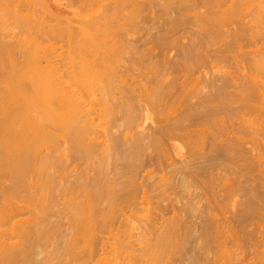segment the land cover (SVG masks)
<instances>
[{
	"label": "bare ground",
	"instance_id": "obj_1",
	"mask_svg": "<svg viewBox=\"0 0 264 264\" xmlns=\"http://www.w3.org/2000/svg\"><path fill=\"white\" fill-rule=\"evenodd\" d=\"M69 1L70 2L73 1L72 3L76 2V4H72V3L71 4L77 5L76 7L79 9V11L82 12L81 13L82 15L80 17L81 18V21H80L81 24L78 28L79 30L78 29L74 30L75 32H76V30H78V33H76V35H74L75 34L74 33V34H72L74 36H72V35L70 36V34L68 33L69 38L68 37L66 38L67 40L69 39L68 41H70V49L68 50L70 54L69 55L66 54L67 56H69V61H68L69 65L67 64L68 69H66V70L64 69L65 71L63 70L64 71L63 73H61V70H60V73H58V72H56V69L59 70V66H58V68L53 70L51 68H45V64H44V67H40L39 62H38V59H39L38 58V47L40 44L38 43L39 41L37 38L38 19H37V16H36L37 14L35 11V8H36L38 3L36 2L37 3L36 4L35 0H0V264H83V262L85 263V259L84 260L79 259L82 250H84L83 251V254H84L85 249L88 248V247L84 248V246L89 243L86 241L87 239H85V237L87 236L89 231L92 232L90 234H92L91 238L94 242L96 240V236H95V239L92 236H94V234H96V233L93 234V232L97 228H99V225L101 227V225L106 223V222H104L105 220L108 222L107 218L105 217L106 216L105 215V209H102V206L104 204H107V206H109V204L110 205L111 204L115 205V203L117 204L119 200H122V199H119L117 201L118 196H124L123 194H121L122 192L125 194V193H128L126 191H131L135 188V186H136L135 181L137 182V180L134 181V179H136V176H135L137 173L136 170H139V169H141L140 167H143L142 163L144 162V158H150L153 156H154V158H159V160L161 158H165V159L170 158L171 156L169 154L168 148H171V150L173 151L174 142H175V146L177 144L176 142H180V144L182 146H179L177 144L178 147H180L181 150L185 149V151L181 154V156L177 157L179 161H176L175 163H171V161H172L171 160L169 162L170 164H168L169 166L171 165L170 169L172 168L171 174L173 173V171H174V174L176 171H177L176 173L179 174L177 181L175 180V182L177 183L176 188H180L181 190L186 191V190H189V188H191L192 186L196 187V185L200 184L199 186L210 188V190H212V192H213V190H214L213 188L216 187V184L214 183L215 187H214L213 183H212L213 185L210 184L209 182H211L212 180L208 179L209 182H206L207 180L205 179L206 180L205 181L203 179L205 177V175H204V177H202V179L205 182H202L203 180L200 181V179H198L199 172H202L200 170L204 169V168H201L200 166H198V164L196 166V158H193L194 156H196V153L198 154V152L196 150V146H198V145L196 143L199 141L201 148H204L205 145L208 146V143L210 142L211 146L209 145L208 146L209 149H207L208 147L206 149L210 151V149H212V147H213V150H215L221 142V139L218 137V135L220 134V132H222V135H223V132L227 129V127H224V124L222 125V123H224L226 121L220 119V117H221L220 113H223V111L226 110V112L228 111L227 113L229 115L230 107H233V108L235 107V109L237 110L238 106L241 107V110H239L241 112L243 111V109L246 111H249V108L252 109L253 106H255L256 103H258L257 99L260 96H261V99L263 98L262 97L263 92L261 94L260 90H262V89L259 86L261 84H264V55L258 56V57H256L254 55L255 57L252 58V56H251V58H250V55L248 57V55L246 54L247 57L246 56L242 57L243 61L239 58L242 62L246 61L247 63H250V65H248L249 68L251 66L249 73H247V71L245 73V71L242 72L244 68H242L241 65H239V67L241 66L242 71L239 68H237L238 64L241 63L239 61V59L237 57H234L235 56L234 54L232 57L231 56L232 54L230 55V53H231V50L234 53L233 49L237 43H239V46L242 45L240 42V39L242 37H244L245 35H248L250 33L249 35L253 34L255 36V34H257L260 36L261 35L264 36V0H76L75 2H74V0H68L66 2L70 3ZM174 2H177L179 4V6L182 7L181 8L182 11L179 8V10L181 12L178 13L177 15H175L176 17L173 16L174 14L171 15L172 12L169 10L170 5H172V3L174 5L177 4ZM55 3H56V1H55ZM57 4H59V3H57ZM178 4L176 5L177 7H178ZM53 5H55V4H53ZM68 5L66 7H68ZM72 7H74V6H72ZM146 8L147 9L150 8V10H152L153 8L157 9L155 14H151L152 12H154L153 10H152V12H150V18L149 19H151V20L156 19L157 20V21L152 20L153 21L152 24L154 22H156V23L159 22L161 24L160 27L162 25L166 26L164 24L170 25L168 28L166 27L167 29H165V27H164V29H165V30L163 29L164 32L165 31L167 32V30H169V29L171 30V28H172L171 31L176 30V28L183 26L184 23H187V25L190 24L192 26V28L194 27L195 29H197L198 32H201V31L205 32L203 36L205 37V35H206V38L202 39V38L194 37V38H192V40L189 39L192 42H191V45L189 44L190 45V46H188L189 48H186V50L183 53H181V55H182V60H181L182 62L180 61L181 64L176 65V61L173 62L176 65V67H174V64H173L172 68H171V66H169L170 68L165 67V66H168L169 63H171V62L168 61L169 60V59H167L168 56L166 54H164L167 56L166 59H164L165 58L164 55H163V58H162V56L160 58H162V60L163 59L166 60V62L168 61L169 63L167 62L166 63L167 65L164 64V65L160 66V64H163L164 60L162 62V60L160 61V59H159V60H157L158 62H154L153 64L151 61V64H149V68L151 67V65L153 68L151 67V69L148 72H147V70L149 68H146L147 69L146 72L144 71L145 69L142 70V72L144 71L145 73H148V74H145V73L143 74L140 71L144 75V76L142 75V77L145 78L144 80H146L145 75H147V78H152L151 79L152 81H150L149 79L146 80L148 82H151V87L154 84H155L154 86H156V87L153 86V88L150 87L149 90H147L148 87L146 90H145V88H143V90H141L136 85L138 87V89L141 90V91L139 90V93H141L142 91L143 92L145 91V93H146V94L142 93L143 95L140 94L141 95L140 98H144V94L146 96L145 101H144V99L143 100L141 99V101H143L144 103L139 102L140 105H143L141 107L139 105L134 106L133 104H131V102H129L128 95L129 94L131 95L130 92L133 91L132 89H135L136 91L138 89L136 86H135L136 88L133 87L132 89H129V86L125 85L126 82L124 83L123 80H125V77L128 75V72H127V75L125 76V74L120 73L121 72L120 68H121V65L122 66H124V65L125 66H127V65L131 66V69L132 68L134 69V71H133V69L132 70L130 69L132 71V73L138 72L139 69L140 70L142 69L140 63H141V61H145V59L144 60L142 59V57L145 58V56H142V53H140V51L137 50L138 48L134 47L135 44L133 46L128 41H132L130 39L132 37L129 35H131V34L136 35L134 31L137 30V28L135 29L134 27L139 26L141 21L145 22V20H143L145 18V16L143 17L144 14L142 15V17H140L139 12L140 13L144 12V10ZM62 9H65V7ZM65 10H67V9H65ZM150 10L148 9V12ZM168 10L170 11V13L168 12ZM73 11L71 12V14L73 13ZM125 11H127V12H125ZM67 12L69 14L68 10H67ZM130 12H134L135 16L130 18V16H129ZM177 12H179V11H177ZM117 13H118V15L119 14H121V15L123 14V15L118 16ZM44 15H46V13ZM74 15L75 14H73L72 16L74 17ZM170 15L173 17H171ZM127 16H129V17H127ZM241 16H243V17L248 16L249 19L247 18L248 20H246V23L248 21V23L250 25V26L248 25L249 27L247 25L244 26L245 24L244 25L239 24V22H240L239 18H241ZM121 17L126 18V19H122ZM116 18H117V21H116ZM118 18L120 20H118ZM127 18H129V19H127ZM136 18L137 19L140 18V21H138V20L135 21ZM49 19H51V18H49ZM121 19L123 21H121ZM158 19H160L162 21H158ZM79 20H78V22H79ZM70 21H72V20H70ZM73 21H75V20H73ZM161 22H163V23H161ZM129 23L131 26L128 25ZM233 23H235L236 26L238 24V26H237L238 28L237 29L234 28L232 31V30H229L228 26L230 24L233 25ZM112 24H114V25H112ZM125 24H126V26H124ZM50 26H52V25H50ZM123 27H127L128 30L126 28L124 29ZM129 27L131 29L130 31H129ZM40 28H41V26H40ZM52 28L53 27H49V29L47 28L49 30V31H47L43 27L42 29L45 30L44 35L51 37V38H56V37H60L64 34L62 31V29H63L62 27H61L62 29H57V30H56V28L55 29L54 28L52 29ZM132 28H134V30ZM162 28H161V30H162ZM195 29H193V30H195ZM125 30H127V32ZM140 30H142V29H140ZM157 31H159V30H157ZM41 32H43V31H41ZM129 32H130V34H129ZM164 32H163V35L161 33V35L158 34L159 36H157V37L153 36L154 40H155V44H156V45H153L154 51L155 50L158 51L157 45H159V47H161L160 45L163 42H165L166 39L168 38V37H166L167 35H165L166 32L165 33ZM150 33L151 32L149 31L148 34H150ZM154 33H157V32H154ZM168 33H169V31H168ZM201 34H203V33H201ZM38 36H39V34H38ZM64 36L66 37V34H64ZM164 36L166 37V39ZM168 36L172 37V36H174V34L173 35L169 34ZM175 36H177V35L175 34ZM260 36L256 37V39L260 38ZM128 37H129V39H128ZM170 38H168V39L170 40ZM176 38H177V40L175 39L176 41H178V38L181 41H185V40H182L183 38L180 39L181 37H176ZM250 38L252 39V37H250ZM261 38H260V40H261ZM48 39H50V38H48ZM62 39H61V42H62ZM66 39L64 38V41ZM171 40H173V42H174V38ZM45 41L48 42V40H45ZM181 41H180V43H181ZM42 42H44V41H42ZM50 42L53 43L52 39H51V41L49 40V43ZM67 42H66V45H68ZM49 43H47V44H49ZM153 43L154 42H152V44ZM167 43H168V41H167ZM174 43L175 44L171 43V46H169L170 44L166 45V46H165L166 43L164 44V47H166V48H167V46L170 47L171 51L170 50L169 51H170L171 55H172V51H173L172 48H174L175 49L174 51L176 52L177 51L176 48L179 46L178 44H176V42H174ZM150 44H151V42H150ZM181 44H183V43H181ZM184 44H186V43H184ZM58 45H59V42H58ZM58 45H56V46L58 47ZM66 45H65V47H66ZM211 45H218L219 46L218 48H220V46H221V48L217 49L216 51L219 52L220 56H225V54H226L227 55V56H225L226 59L227 58L229 59L231 56L232 57L231 61L232 62L234 61V63H236L237 66L234 63H232V64L235 65L236 68L240 70V72H242V74H240V76L244 74L243 75L244 78L241 79V77H242L241 76L240 80H239V77H238L239 74L238 75L236 74L235 75V81H238V82L234 83V79L232 80L233 77H230L229 75L227 76V73H229V72L223 71V73H226L227 77L224 76V77H226V79H224V77H223V75H225V74H221V76H222V77L220 76L221 79L217 78V81L214 80V83L212 81H211L212 83L211 82L208 83L206 81V84L205 83L204 84H205V86L206 85L208 87L210 86L209 91H207L208 87L206 86L205 88H207V89L205 92H207V93H203V96L201 95L202 96L201 98H200V96L197 95V97L199 98V101H200V102L198 101L199 103L197 104V106H196L195 101H193L194 104H192L193 103V102H191L192 99L190 101V100H188V98L186 96L188 94L189 95L188 97L191 98V95L196 94L195 93L196 92V83L194 84L195 85L194 86V89H195L194 93L191 90H188V91H191L193 94H189L188 92L183 93L184 90L186 89V87L185 86L182 87L183 91L181 88V91H182L181 93L185 94V98H184V96H182V94H180L181 96L179 95L180 97L178 96V98L179 99L181 98L183 105L185 104V103H183V101L185 102V100L188 103L191 102L190 104H188L189 107H188V105H186L187 102L185 104L186 106L185 105L183 106V105L179 104V101H180L179 99L176 98L177 99L176 100L175 98L172 97L173 99H175L178 102V103L175 101L173 102V103H175L174 106L175 105L179 106L178 110H180V106L182 107V109H185V107H186V109L185 110L181 109V111H184L183 113L181 112V114H180V111L175 109L179 113L178 116L175 117V118H177L176 121L174 120L175 122L170 121V122H172L171 124L163 123L164 125H161V122H162L161 119L163 117L162 116L160 119V122L158 121L160 123V125H156V124H158L157 123L158 119L156 120V118L160 117V114H158V117H157V113H160V110H161V115H162V108L161 107L164 104H165L164 108L167 107V105H168L166 97H163V99H161L162 98L161 95L166 96L169 94V93H167L165 95L166 92L164 93V90L162 92L163 86H165L167 83L170 82V81H168L165 83V81L169 80L170 76L172 75L170 80H171V82H174V84H175L176 81L173 80L172 78L175 76L177 77L179 72L182 71V70H180L177 73V71L179 69H183L184 73H182V74H184L185 77H188L187 74L190 75L189 72H191V71L195 72L196 71V70H194V69H196V66L199 67L203 64L208 63V61H210L209 60L210 58H208V57H210V56H207L209 54V53H207V49H209L210 48L209 46H211ZM50 46L51 45L49 44V47ZM150 46L151 45H149V47ZM155 46H156V48H155ZM253 46H251V47H253ZM43 47L46 48V43L45 44L43 43ZM43 47H42V49H43ZM39 48H41V47H39ZM66 48H65V51H67ZM146 48H147V51H148V49L150 50V48H148V47H146ZM151 48H152V46H151ZM161 48L163 49V45ZM241 48H243V47H241ZM51 49H52V47H51ZM142 49H144V48H142ZM152 49L150 51H152ZM183 50H184V48H183ZM183 50L181 49V51H183ZM43 51H45V50L43 49ZM58 51H59V49H58ZM246 51H242V52L246 53ZM248 51H249V49H248ZM261 51H262V48H261ZM47 52H48V50H47ZM145 52L143 50L144 54H145ZM60 53H57V54H60ZM157 53H159V51L156 52L155 54H157ZM178 53H179V51H178ZM43 54H45V53L43 52ZM63 54H64V52H63ZM146 54H147V52H146ZM148 54H149V52H148ZM150 54L152 55V52ZM160 55H162V54H160ZM160 55H158V57ZM181 55H179V57ZM242 55L243 54H241V56ZM241 56H239V57H241ZM153 57H154V55H153ZM214 57L217 60L219 59L218 54L215 55ZM214 57H213V59H214ZM45 58H47V57H45ZM42 59L43 58L40 59V63H41ZM66 59L68 60V58H66ZM179 59H181V58H179ZM53 61H56V60H53ZM62 61H64V60H62ZM159 61H160V64H159ZM211 61H212V58H211ZM225 62H226V60H225ZM225 62H221V64L223 65V63H225ZM45 63H46V61H45ZM49 63H47V65ZM155 63H158L159 65L155 64ZM213 63H215V62H213ZM217 64H218V62H217ZM50 65H51V63H50ZM63 65H65V63ZM143 65H144V63H143ZM180 65H182V67H180ZM41 66H42V64H41ZM218 66H219V64H218ZM244 66H245V64H244ZM62 67H64V66H62ZM145 67H147V66H145ZM53 68H55V67H53ZM177 68H178V70H177ZM236 68H235V70H236ZM246 68H247V66H246ZM127 70H128V67H127ZM127 70H124V71H127ZM124 71H122V72H124ZM139 73H137V75ZM174 73H176V75ZM257 73L260 74L261 78ZM180 74H181V72H180ZM129 75H130V72H129ZM129 75L127 77H129ZM216 75H218V74H216ZM132 76H133V74L131 75V77ZM135 76H136V74H135ZM181 76H183V75H181ZM193 76L195 77L194 73H193ZM131 77H130V79L132 80ZM185 77L183 78V80L185 79ZM215 77H217V76H215ZM229 77H230V80H232V82L236 85L233 87V88H235V90H233V91H230L229 88L227 89V86H229V83H230V81L228 80ZM138 78H137V80H138ZM212 78H214V76ZM212 78H211V80H212ZM135 79L136 78L134 77V80ZM178 79H177V81H178ZM186 79H185V81H186ZM209 79H208V81H210ZM144 80H141V81L138 80V83L139 82L141 83ZM159 80H162V81H159ZM228 81H229V83H228ZM148 82H146V83H148ZM162 82H163V84H162ZM152 83H153V85H152ZM123 84L128 87L126 91H125L126 87L124 89ZM156 84H160V85H156ZM171 84L173 85V83H171ZM258 84H260V85H258ZM138 85L140 86V84H138ZM144 85H145V81H144V84L140 87H144ZM161 85H163V86H161ZM231 85H233V84H231ZM145 86H147V85H145ZM160 86H161V88H160ZM121 87L123 89H121ZM166 87H168V86H166ZM192 88H193V86H192ZM167 89L168 88H166V91H167ZM227 90H229L230 92ZM198 92L200 95V93H201L200 90ZM178 94L179 93H177V95ZM161 100H164V101L166 100V102L163 103V105H162ZM193 100H194V98H193ZM260 102L258 104L259 107L262 106V104H261L262 102L261 103ZM170 105L172 106V104H170ZM235 105H237V106H235ZM263 107H261V111H263ZM176 108H178V107H176ZM168 109H169V106H168ZM227 109H229V110H227ZM175 110L173 108V111H175ZM231 110H233V109H231ZM255 110H257V109H255ZM168 111L166 109L167 113H168ZM170 111H169V114L174 115L175 112L172 111L173 114H171L172 112H170ZM209 111H212L211 112L212 114H213V112H215V114H213V116H212L211 114H209L210 113ZM233 111H235V110H233ZM200 112L201 113L203 112V115L207 116V119L204 118L205 116L203 118L205 121L207 120V122L209 119L208 124H205L207 122H205L204 120H203L204 121L203 123H201V124L199 123L200 121L197 120V116L199 114L202 115ZM136 113L142 114L141 116L143 117L142 118L143 120H141V121H144V119L146 118L145 121L143 122L144 124H142V125H145V122H147V120H149L152 123L154 119L156 120V122L154 121L156 124H154L153 126L151 124L152 127L150 126L151 129L149 128V130H151V132H150V135H148V136L145 135L144 133L143 134L145 136L142 135L141 132H140L141 134L139 132H138L139 134L134 133V135H136V136L131 135V138L134 137L133 140H131V142H128L130 140L129 138L127 139V137L130 136V135L128 136V131L130 130L128 128L127 133L126 134L124 133L125 135H127V137L125 136L126 139L122 140L123 142H121L122 138L119 139L118 134L116 132H118V129H120L121 126H123V125L126 128L129 127V125L127 123L131 124L132 123L131 121L134 122L135 119L134 120H132V119L134 118L133 117L134 115L136 116ZM167 113H166V115H164L166 117H164L163 119L167 118V116L168 117L170 116ZM242 113H244V111ZM208 115L209 116L211 115L210 116L211 118H208ZM218 115L220 116L219 120H221V122L223 121L222 123H220V121H219L220 125L217 121L218 117H216ZM224 115H226V114H224ZM228 115H226V116H228ZM235 115L237 116V120H238L239 115H237V114H235ZM259 116H261L260 113H259L258 117ZM153 117H155V118H153ZM263 117H264V114H263ZM172 118H167V119L169 121V119H172ZM200 118H202V117L199 116V119ZM242 118H244L242 120V121H244L245 115ZM136 119H137V117H136ZM231 119H234V118H231ZM262 119H264V118H262ZM196 121H198V123L200 124L198 126V129H196L197 126L194 125V126H196L195 127L196 130L191 129V128H193V126H191V128L187 125L184 126V123H186V122L187 123L188 122L189 123L190 122L195 123ZM249 121L254 122L253 119L249 120ZM249 121H246V123H248ZM215 122H217L218 125ZM260 122H262V121H260ZM250 123L251 122H249L248 124H250ZM209 124L211 127L209 126ZM243 124H244V122H243ZM243 124H241L242 125L241 127H243ZM248 124H245L247 127H249L248 129H246L247 128L246 126L243 127V129H246V133H245V130L238 128L239 130L237 132H235L238 134H236L234 136V138L231 140L229 139L232 137L230 135V137H228V139H227L230 141L225 142L224 144H221L223 146L220 145L221 147H223V149L221 147H219V148H221V150L219 149L220 151H223L225 153L227 152V154L229 155L227 157L232 158V160L230 161L231 163H230L229 167H227V165H226V168L233 171V175L235 174L234 176H236V173L243 175L247 171L251 172L250 166L254 165L256 163L255 162L253 164V161H254L253 158L262 157V156H260L261 155L260 152H258V150H259L258 148L259 147L264 148V136L259 137V138H262L261 141H259L260 139L258 140L259 144H258V142H257V144H256V142H253L255 139L251 138L252 142L251 141L250 142L252 143V147H251L252 150L250 152L248 151V149H250V148H247L245 146V144L246 145L248 144V146H249V144L251 145V143H247L248 141L245 140V139H247V137L249 138V134L253 130V129L249 130L251 125H253V124H250V125H248ZM213 126H214V128H212ZM239 127H240V125H239ZM209 128L210 129L212 128L215 131L217 129L219 134L217 133V131H216V133H215V131L213 132L216 135L211 134L209 132L210 131ZM254 128H256V127H254ZM207 129H208V131H207ZM263 129L264 128L262 127V130ZM121 130H122V128H121ZM126 130L127 129H125V132H126ZM201 130L202 131L206 130L208 133L205 134V132H202ZM203 133H204L205 137H204V135H202L203 137H201V134H203ZM227 133L229 134L230 132H227ZM146 134H148V132ZM228 134H227V136H229ZM120 135H121V131H120ZM208 135H210L209 137L211 139L208 142L206 140L205 142H207V144L206 143L204 144V140L209 138ZM206 136L208 138H206ZM220 137H221V135H220ZM219 140H220V142H219ZM224 140H225V138H224ZM221 143H223V142H221ZM165 144H168L169 147H167L168 145L166 146ZM253 144H254V146L256 144L255 148H253ZM203 145H204V147H202ZM174 149L177 150V148H174ZM206 149H204V150H206ZM256 149H258V150H256ZM215 151L217 153L216 155H218V156H216L213 153L215 155V158H218L219 156H224V155L226 158L227 154L223 155V152H222V155H220V153H221L220 151H219L220 153L217 152V150H215ZM253 151L256 152V154H254ZM259 151H262V150H259ZM152 153H154L153 156H151ZM175 153H177V152H175ZM205 153H206V151H205ZM200 156H202V155H200ZM205 156H206V154H205ZM203 157H204V154H203ZM212 157H211V159H212ZM70 158L72 160H70ZM190 158L192 159V161L193 160L195 161L194 162L195 164H193V165L188 164ZM220 158L222 159V157H219L218 159H216V161L213 162V164H215V165L218 163L220 164L221 160H220V162H217V161H219ZM68 159H69V162L71 161V163L67 162ZM213 160H214V157H213ZM72 163H74L75 166L73 168H70V165ZM68 164H70V165H68ZM176 166H178V167H176ZM213 166H210V164H209V167H213ZM257 168H258V166H257ZM263 169H264V167H263ZM207 170H208L207 172H210L209 171L210 169L207 168ZM213 170H215V169H213ZM222 170H223V168H222ZM230 170H228V171H230ZM254 170H256V168ZM205 172H206V170H205ZM205 172H203V173H205ZM215 172H216V170H215ZM203 173L202 174L200 173L199 176L201 177V175H203ZM257 173H258V171H257ZM148 174L149 173H147V175ZM152 174L150 173V175H152ZM228 174H230V173L228 172ZM247 174H249V173H247ZM206 175L211 176L209 173ZM231 175H230V177H231ZM213 176H214V174H213ZM213 176H211V178ZM245 176H246V174H245ZM249 176H251V175L249 174ZM255 176H256V174L254 175V177ZM258 176L256 178H258ZM261 176H262V174H261ZM161 177H162V180L164 182L163 184H166L169 186L173 185L172 182L170 180H168L169 178H166V176H164V175L163 176L161 175ZM220 181H218V185H220L219 186L220 189L222 191H224L223 194L225 193V198L223 197L224 200L223 199L219 200L217 198L216 194L211 193L212 196L214 197L213 201L215 204V206L213 208H215L216 210H219V211H221V209L226 207L228 205V203L230 204L231 201L233 200V198L238 196L239 193L241 194V191L242 192L245 191L241 187H239V185H237V184L235 185V182L232 183L231 180H227V179L224 180L223 179L221 182ZM254 181H255V179H254ZM219 182H220V184H219ZM156 183L154 185H156ZM207 183H209V184H207ZM257 183H258V181H257ZM159 184H160V181H158L157 185L159 186ZM238 184H240V183H238ZM242 185H240V186H242ZM260 186H262V188H264V180ZM141 188L143 189L142 186H141ZM250 190H251V188H250ZM245 192L246 193L248 192L247 189ZM24 193H25V195H22ZM145 193H147V192H143V190H142L141 194L142 195L144 194V196H141V197H144V200L146 199ZM54 194H57V195L59 194L58 196L61 195L62 199L61 200L59 198L55 199V197H53ZM167 194H169V193H167ZM248 194H250V193H248ZM253 194H254V192H253ZM147 195H148V193H147ZM258 195L260 196V193ZM37 196H39V198ZM49 196H51V198ZM61 196H60V198H61ZM254 196H255V194H254ZM254 196H253V198L250 196L251 198H249L250 200L247 203V205L243 206V208L241 207L242 211H243V213H245L246 216L250 215L252 217L255 215L253 218H255L256 216L259 217L258 215L264 217V210H262V208L261 209L259 208L261 206H258V205H262L261 202H263L262 200H264V199L263 198H262V200L260 199L261 200V202H260L259 198H255ZM40 197H41V199H40ZM146 197H148V196H146ZM119 198H121V197H119ZM132 198H134V197H132ZM41 200L42 201L44 200V202L46 201L45 203H47L48 205L46 204L47 205L46 206L45 203L42 202ZM123 200H125V199H123ZM133 201L134 200H132L131 202H129V201L128 202L132 203ZM213 201H211V202H213ZM135 202H136V200H135ZM142 202L144 204L145 201H142ZM142 202H139V203L142 204ZM242 202H241V204L243 205V203L245 201L243 203ZM134 203H132V204H134ZM41 204L43 206H41ZM137 204H138V202H137ZM137 204H135V205L137 206ZM190 205H191V203H190ZM57 206L60 207V209L57 208V209H59V211L55 210ZM228 206H227V208H229ZM4 207L10 208L8 216L3 215V208ZM141 207H143V206H141ZM209 207H211L212 213L210 212L211 214H207V216H206L207 218L212 216L213 212L215 211V210H213L212 206H209ZM209 207H207V208H209ZM106 208H108V207H106ZM185 208H186L187 214L184 213V215H188L189 218L184 216L185 219L183 218L184 219L183 220L181 218V216H178L179 218L177 216H175L176 219L172 216V218H170V219L169 218L165 219V217L162 215L163 217L161 218V224H160L161 227L160 228H158L159 224L157 225L155 223V221H154L155 219L151 220V218H150V220L149 219L147 220V215H146V217L144 215H142V217L139 216L138 214L136 215L137 211L135 212L134 211L135 208H134V210L131 212V217L133 218V216H134V219L136 220L135 222L137 223L136 217L141 218L139 220H143V219L145 220V221H142L145 223L144 225H142L143 223L142 224L139 223L140 225L139 224L134 225V223H133L134 220L132 221V223L130 221L131 224L127 223L128 225L126 227L127 228L126 232H128V233L123 232V234L126 233L124 236H126V235L128 236L126 238V240H130L129 238L133 237L132 236L133 233L134 234H135V232H136V234L138 233L137 234L138 238L137 239L134 238V240H136L137 244H139V248H138L139 251L136 249V255L130 254V258H132L134 260V264L135 263L138 264V262L139 263L142 262L141 264H156V263H158L157 262L158 259L160 260L161 257H163V256L168 257L170 254L172 255V253H171V250H173L172 246L174 248L178 245L180 246V244L183 245V243L185 241L183 240V238H180V234L183 231H184L183 233L186 234V231L187 232L189 231V230H187V229H189V227H191V230L193 232L195 231V228L192 227L193 223L190 220H191V217L195 216V211H196L195 208L196 207H194L192 205L191 206L187 205V207H185ZM130 209H131V207H130ZM54 210H55V212H54ZM229 210H230V208L228 209V211ZM22 211L28 212L30 215V216L28 215L29 218L18 219L19 215H17V214L20 213V216H22V213H21ZM56 211L58 212V215H56ZM228 211H227V213H228ZM133 212H135L134 213L135 215H132ZM25 214L26 213H24L23 215H25ZM52 215H54V216H52ZM51 216L55 217V218L51 219ZM250 216H247V217H250ZM160 217H161V215H160ZM213 217L214 216H212V218ZM243 217L245 218V216H243ZM45 218L46 219L50 218L52 220V222H51V220H48V223H47V220ZM104 218H105V220H104ZM212 218H210V220L208 219L207 221L206 220L205 221H206V225L208 227H210V229L213 230L212 235L214 236L218 232V224L216 225V223L214 222V220ZM238 218H240V217H238ZM259 218H262V217H259ZM162 219H164V221ZM242 219L243 218H241V221H240L241 224L246 221V220L242 221ZM126 220H127V218H126ZM129 220H131V218ZM129 220H127V221L129 222ZM5 221H8V224L10 227V228L7 227L6 230L4 229V227L6 225ZM124 221H125V219H124ZM209 221L212 222V225L208 223ZM139 222H141V221H139ZM123 223L124 222H122V225L125 224V226H126V223H124V224ZM132 225H134V226L132 227ZM246 225H248V224H246ZM8 228H9V230H8ZM65 228H66L67 232L63 231V229H65ZM120 228H122L121 225H120ZM239 228H238V231H239ZM132 230H134L135 232L132 233ZM208 230H209V228H208ZM87 231H88V233H87ZM8 232L11 235H9V237L8 236L5 237L6 235L4 236V234H7ZM68 232H69V234H68ZM193 232L189 231V234L193 233ZM214 232H215V234H214ZM210 233H212V232H210ZM67 234H68V236H67ZM88 236H90V235L88 234ZM206 236H209L208 232H207ZM134 237H135V235H134ZM117 238L119 241L120 237H117ZM117 238L116 239L114 238V240L116 241ZM211 238H213V237H211ZM123 239H124V237H123ZM92 240H90V242H92ZM122 242H123V240H122ZM125 242H123V243L126 245V248L129 249L128 247H131L132 244L130 243L131 245L128 246L127 244H129V243L126 242L127 243L126 244ZM121 243L116 242L117 247L118 246L121 247L120 249L116 248V250H117L116 252L123 251L124 253L125 252L129 253L130 250L129 251L122 250L123 244L121 246ZM118 244H120V245H118ZM173 244H175L176 246H174ZM89 245H87V246H89ZM91 245L94 246L93 244H91ZM91 245L89 247H91ZM135 245L133 246L134 248H136L138 246V245L137 246H135ZM133 247H131V249L134 250ZM222 247H223V245L221 246V249H222ZM217 248H220V246H218ZM91 249L92 248H89V250L92 252L94 250V247H93V250H91ZM114 250L115 249H112L113 252L111 251L113 254L115 252ZM134 251L131 253H134ZM137 251L140 254H137ZM189 251H191V250H189ZM220 251L222 252V250H220ZM220 251H218V253ZM168 252H169V254H168ZM228 253H229V251L228 250L226 251L224 248L223 253L222 254L219 253V254H221V256L224 254L226 256L225 259L227 260V256H230V254H228ZM83 254H81V256ZM85 254L90 256L91 253L89 254V252H88ZM125 254L123 256H125ZM167 254H168V256H166ZM116 255H118V254L116 253ZM91 256H90V258H91ZM126 256H128V258H129V255H126ZM135 256H137V257H135ZM225 256H222V257H225ZM134 258H136V259H134ZM71 259L72 260L74 259V260L72 261ZM88 259H89V257H88ZM193 259H194V257H193ZM161 260H162V258H161ZM130 261H131L130 262V264H131L133 261L132 260H130ZM229 261H230V259H229ZM229 263H227V264H229ZM87 264H88V262H87Z\"/></svg>",
	"mask_w": 264,
	"mask_h": 264
},
{
	"label": "rangeland",
	"instance_id": "obj_2",
	"mask_svg": "<svg viewBox=\"0 0 264 264\" xmlns=\"http://www.w3.org/2000/svg\"><path fill=\"white\" fill-rule=\"evenodd\" d=\"M55 1H56V3H55ZM66 1H68V0H35V3L37 4V6H36V8H35V11H36V16H37V19H38V32H37V38H38V43L40 44L39 45V47H41V48H39L38 47V62H39V65H40V67H44V64H45V68H51V69H56V68H58V66H59V70L58 69H56V72H58V73H60V70H61V73H63L66 69H68L67 67H68V65H69V63H68V61H69V56H67L66 54H70L69 53V49H70V41H68L66 38L68 37V33L70 34V36L72 35V34H74V35H76V33H78V28H79V26H80V24H81V11H79V9L76 7L77 5H72V4H76V0H74V2L75 3H72V2H70V3H67ZM34 2V1H33ZM63 2V3H62ZM57 3H59V4H57ZM62 3V4H61ZM67 3V4H66ZM72 3V4H71ZM174 3H177V2H174ZM46 4V5H45ZM53 4H55V5H53ZM63 6H61V5ZM69 4V5H68ZM178 4V3H177ZM176 4V5H177ZM68 5V7H66ZM176 5H174L173 3H172V5H170V8H169V10L172 12L171 13V15H173V16H175V15H177L178 13H180L182 10H181V6H179V4H178V7L176 6ZM70 6V7H69ZM72 6H74V7H72ZM175 6V7H174ZM65 7V9H67L68 11H69V14H68V12H67V10H65V9H62V8H64ZM76 8V9H75ZM179 8H180V10H179ZM39 9V10H38ZM149 10H150V8H148ZM148 9L146 8L145 10H144V12H142V13H140L139 12V16L140 17H142V15H143V17L145 16V18L143 19V20H145V22H143V21H141L140 22V25L139 26H136V27H134L135 29L137 28V30H135L134 32H135V34L136 35H134V34H131V35H129V36H131L132 38H130L132 41H128V42H130L131 43V45H133L134 46V44H135V48L137 47L138 49V51H140V53H142V56H145V58L144 57H142V59L144 60L145 59V61H141V70L139 69V71L138 72H133L132 73V69H131V66H122L121 65V72L120 73H122V74H125V76L127 75V72H128V75H129V72H130V75H129V77H125V80H123L124 81V83L126 82V84L125 85H127V86H129V89H132L133 87H135L136 85L141 89V90H143V88H145V90L147 89V87H148V89L147 90H149V88L151 87V82H148V81H146L147 79H149L150 81H152L151 79L152 78H147V75H145L146 76V80H144L145 78L144 77H142V75L146 72V68H149V64H151V61H152V64L154 63V62H158L157 60H159L160 59V61L162 60V58H163V55L164 54H166V55H164V59H166V57H167V59H169L168 61H170L171 63H169L168 61V63H169V65L168 66H165V67H169V66H171V68H172V66H173V62H175L176 61V65L177 64H181V60H182V55H181V53H183L185 50H186V48H189L188 46H190L191 45V40H192V38H194V37H198V38H202V39H205L206 38V35H205V37L203 36L204 35V33L205 32H202L201 30V32H198V30L197 29H195L194 27L192 28V26L190 25V24H188L187 25V23H184L183 24V26H181V27H178V28H176V30H173V31H171L172 30V28H171V30L169 29V30H167V32L165 33L164 32V30L165 29H167L170 25H168V24H164V25H166V26H161L160 27V23L159 22H154L153 24H152V22L153 21H155L156 19H149L150 18V12H152V10L154 11V12H152L151 14H155V12L157 11V9L156 8H153L152 10H150L149 12H148ZM178 9V10H177ZM61 10V11H60ZM74 10V11H73ZM168 10V12L170 13V11ZM39 11V12H38ZM73 11V13L71 14V12ZM177 11H179V12H177ZM125 12H127V11H125ZM46 13V15H44ZM78 13V14H77ZM120 13V12H119ZM73 14H75L74 15V17L72 16ZM130 15V18H132V17H134L135 16V14H134V12H130L129 13ZM116 15V14H115ZM114 15V16H115ZM117 15H118V13H117ZM120 16H122L121 14H119ZM118 15V16H119ZM132 15V16H131ZM170 15V16H171ZM49 16V17H48ZM129 16H127V17H129ZM173 16H171V17H173ZM60 17V18H59ZM117 17V16H116ZM158 17V16H157ZM176 17V16H175ZM44 18V19H43ZM49 18H51V19H49ZM122 18V17H121ZM163 18V17H162ZM242 18V19H241ZM241 18H239L240 20V22H239V24H241V25H244V26H248L249 25V23H248V21H247V23H246V20H248L249 18H248V16H241ZM248 18V19H247ZM80 19V20H79ZM122 19H126V18H122ZM121 19V21H123ZM127 19H129V18H127ZM147 19V20H146ZM63 20V21H62ZM66 20V21H65ZM70 20H72V21H70ZM73 20H75V21H73ZM78 20H79V22H78ZM115 20V19H114ZM118 20H120L119 18H118ZM140 21V18L139 19H137L136 18V20L135 21ZM243 20V21H242ZM58 21V22H57ZM116 21H117V18H116ZM126 21V20H125ZM157 21V20H156ZM158 21H162V20H160V19H158ZM164 21V20H163ZM77 22V23H76ZM115 22V21H114ZM113 22V23H114ZM128 22V21H127ZM237 22V23H238ZM75 23V24H74ZM121 23V22H120ZM156 23V24H155ZM161 23H163V22H161ZM62 24V25H61ZM68 24V25H67ZM122 24V23H121ZM139 24V23H138ZM143 26H142V25ZM44 25V26H43ZM50 25H52V26H50ZM112 25H114V24H112ZM111 25V26H112ZM128 25H130V23L128 24ZM135 25V24H134ZM191 27H190V26ZM40 26H41V28H40ZM64 29H62L61 27ZM124 26H126V24L124 25ZM131 26V25H130ZM190 28H189V27ZM237 26H238V24H237ZM236 26V24L235 23H233V25H229L228 26V28H229V30H232L233 31V29L235 28V29H237L238 27ZM240 26V25H239ZM250 26V25H249ZM248 26V27H249ZM44 27V29L45 30H47V31H49L48 29H49V27H53L54 29L56 28V30L57 29H62V31H63V33L64 34H66V37L64 36V34L62 35V36H60V37H56V38H51V37H48V36H46V35H44L45 33H44V29H42ZM46 27V28H45ZM75 27V28H74ZM122 27V26H121ZM143 27V28H142ZM153 27V28H152ZM163 27V28H162ZM164 27H165V29H164ZM167 27V28H166ZM242 27V26H241ZM48 28V29H47ZM52 28V29H53ZM66 28V29H65ZM114 28V27H113ZM124 29L126 28L127 29V27H123ZM122 28V29H123ZM134 28H132L133 30H134ZM149 28V29H148ZM155 28V29H154ZM161 28H162V30H161ZM75 29H78V30H76V32L74 31ZM140 29H142V30H140ZM164 29V30H163ZM174 29V28H173ZM193 29H195V30H193ZM226 29V28H225ZM128 30V29H127ZM127 30H125L126 32H127ZM131 29H130V27H129V31H130ZM139 30V31H138ZM144 30V31H143ZM157 30H159V31H157ZM41 31H43V32H41ZM65 31V32H64ZM124 31V32H125ZM151 32L150 34H148V32ZM168 31H169V33H168ZM132 32V31H131ZM154 32H157V33H154ZM160 32V33H159ZM163 32L165 33V35H167L166 37H168V38H170L171 36H168L169 34H171V35H173L174 34V36H172L171 38H170V40L167 38L166 39V37H165V39H166V41L165 42H163L160 46L162 47V45H163V49L161 48V47H159V45H157V47H158V51H159V53L160 54H162V55H160L159 53H157L158 55H160L159 57H158V55L157 54H155L156 52H158V51H154V47H153V45H156L155 44V40H154V37L156 36H159V35H161V33H162V35H163ZM43 33V34H42ZM133 33V32H132ZM148 35H147V34ZM201 33H203V34H201ZM253 33V32H252ZM38 34H39V36H38ZM42 34V35H41ZM125 34V33H124ZM129 34H130V32H129ZM159 34V35H158ZM175 34L177 35V36H175ZM196 36H195V35ZM250 34V33H249ZM245 35L244 37H242L241 39H240V42H241V46H239V43H237L236 45H235V47H234V49H233V51H234V53L232 52V50H231V53H230V55L233 57V54L235 55L234 57H237L238 59L240 58L241 60H242V57L244 56H246L247 57V55H248V57H249V55H250V58H251V56H252V58L253 57H258V56H262V55H264V36H260V35H257V34H255V36L252 34V35ZM44 35V36H43ZM74 35H72V36H74ZM152 37H151V36ZM191 35V36H190ZM194 35V36H193ZM128 36V35H127ZM126 36V37H127ZM154 36V37H153ZM249 36V37H248ZM254 36V37H253ZM260 36V38H261V40H260V38H257L256 39V37H259ZM176 37H181L180 39H182V40H185V41H181V40H179V38H178V41H176L177 40V38ZM204 37V38H203ZM250 37H252V39L250 38ZM48 38H50V39H48ZM63 38V39H62ZM64 38L68 41H64ZM69 38V37H68ZM174 38V42H176V44H178L179 46L176 48V52L174 51L175 49L174 48H172V50L174 51H172V55L170 54V51H171V49H170V47L169 46H171V43H173V44H175L174 42H173V40H171V39H173ZM51 39H52V42L53 43H49V40L51 41ZM59 39V40H58ZM61 39H62V42H61ZM128 39H129V37H128ZM153 41H152V40ZM176 39V40H175ZM189 39H191V40H189ZM44 41V42H42V41ZM45 40H48V42H46ZM151 40V41H150ZM253 40V41H252ZM167 41H168V43H167ZM171 41V42H170ZM180 41H181V43H183V44H181L180 43ZM42 42V43H41ZM58 42H59V45H58ZM65 42V43H64ZM66 42H67V44L68 45H66ZM134 42V43H133ZM150 42H151V44H150ZM152 42H154L153 44H152ZM249 42V43H248ZM253 42V43H252ZM43 43L45 44L46 43V48L45 47H43ZM47 43H49L51 46L49 47V44H47ZM55 43V44H54ZM166 43V44H165ZM184 43H186V44H184ZM188 43V44H187ZM72 44V43H71ZM164 44H165V46L166 45H169V46H167V48L166 47H164ZM172 44V45H173ZM190 44V45H189ZM252 44V45H251ZM255 44V45H254ZM56 45H58V47L56 46ZM65 45H66V47H65ZM137 45V46H136ZM149 45H151L152 46V48H151V46L149 47ZM254 45V46H253ZM55 46V47H54ZM187 46V47H186ZM247 48H246V47ZM251 46H253V47H251ZM42 47H43V49L45 50V51H43V49H42ZM48 47V48H47ZM51 47H52V49H51ZM67 49V51H65V48ZM146 47H148V48H150V50L152 49V51H150L149 49H148V51H147V48ZM210 48L209 49H207V53H209L207 56H210V57H208V58H210L209 60L210 61H208V63H206V64H203V65H201V66H196V69H194V70H196L195 72H189V74L190 75H188L187 74V76L188 77H185L184 76V74H182V73H184L183 72V69H179L178 70V68H177V73L180 71V70H182V71H180L181 72V74H180V72H179V74H178V76L176 77H173L172 79L173 80H175L176 82H175V84H174V82H171V77H172V75L170 76V79L169 80H167V81H165V83L166 82H168V81H170L169 83H167L165 86H163V85H161V86H163V89H162V92H163V90H164V93H165V95L167 94V93H169L168 95H166V96H162L161 95V99H163V97H166V100H167V102H168V105H167V107H165L166 109H167V111L169 110L170 112H172L173 111V108H174V110L175 109H179V106H177V105H175L174 106V104L175 103H173L174 101L175 102H177L176 100L177 99H179L178 98V96L180 95V94H182L181 92L183 91V88L182 87H186V89L184 90V92L183 93H185V92H188L189 94H193L194 93V91H195V89H194V84L196 83V94L195 95H191V98L190 97H188L189 95L187 94L186 96H187V98H188V100H190L191 101V99H192V101L191 102H193V101H195L196 102V106H197V104L200 102L199 101V98L197 97V95L198 96H200V98L203 96V93H207V92H205L206 91V89L207 88H205L206 86H205V84H206V81L209 83V82H213L214 83V80H216L217 81V78H220L221 79V74H225V75H223V77L224 76H226V73H223V71L225 72H229V73H227V76L229 75L230 77H233L232 78V80L234 79V83L235 82H238V81H235V75L237 74H239L238 75V77H239V80H240V77H241V79L242 78H244V74L243 75H241L240 76V74H242V72H244L245 71V73H246V71H247V73H249V70H250V68H251V66H250V68H249V66L248 65H250V63H247L246 61H244V62H242L240 59H239V61L241 62V63H239L238 64V67L237 68H239L241 71H242V68H244L243 69V71L242 72H240V70L239 69H237L236 68V66H237V64L236 63H234V61L232 62L231 60V56H230V60L227 58L226 59V57L225 56H227L226 54H225V56H220L219 55V52L218 51H216L217 49H220L221 48V46H220V48H218L219 46L218 45H211V46H209ZM241 47H243V48H241ZM57 48V49H56ZM142 48H144V49H142ZM155 48H156V46H155ZM183 48H184V50H183ZM261 48H262V51H261ZM41 49V50H40ZM58 49H59V51H58ZM64 49V50H63ZM167 49V50H166ZM181 49L183 50V51H181ZM247 51H246V50ZM248 49H249V51H248ZM47 50H48V52H47ZM52 50V51H51ZM56 50V51H55ZM143 50H144V52L146 51L147 52V54H146V52H145V54L143 53ZM170 50V51H169ZM246 51V53L244 52H242V51ZM164 53H163V52ZM178 51H179V53H178ZM209 51V52H208ZM43 52L45 53V54H43ZM50 52V53H49ZM61 52V53H60ZM63 52H64V54H63ZM66 52V53H65ZM148 52H149V54H148ZM152 52V55L150 54ZM162 52V53H161ZM169 52V53H168ZM253 54H252V53ZM42 53V54H41ZM57 53H60V54H56ZM243 54L242 56H241V54ZM258 53V54H257ZM260 53V54H259ZM41 54V55H40ZM64 56H63V55ZM181 55L180 57H179V55ZM218 54V56H219V59L217 60L214 56L215 55H217ZM245 54V55H244ZM247 54V55H246ZM252 54V55H251ZM44 55V56H43ZM46 55V56H45ZM56 55V56H55ZM59 55V56H58ZM61 55V56H60ZM153 55H154V57H153ZM156 55V56H155ZM255 55V56H254ZM55 56V57H54ZM162 56V58H160ZM239 56H241V57H239ZM45 57H47V58H45ZM50 57V58H49ZM213 57H214V59H213ZM41 58H43L42 60H41V63H40V59ZM49 58V59H48ZM62 58V59H61ZM64 58V59H63ZM66 58H68V60L66 59ZM157 58V59H156ZM179 58H181V59H179ZM211 58H212V61H211ZM218 58V57H217ZM236 58V59H237ZM45 59V60H44ZM59 59V60H58ZM163 59V60H164ZM235 59V58H234ZM233 59V60H234ZM44 60V61H43ZM49 60V61H48ZM53 60H56V61H53ZM62 60H66L65 62L64 61H62ZM163 60H162V62H163ZM214 60V61H213ZM225 60H226V62H225ZM45 61H46V63H45ZM58 61V62H57ZM60 61V62H59ZM160 61H159V64H160ZM179 61V62H178ZM181 61V62H180ZM51 63V65H50V63ZM144 63V65H143V63ZM166 62V60H164V62H163V64H160V66L161 65H164V64H166L167 63ZM213 62H215V63H213ZM217 62H218V64H219V66H218V64H217ZM221 62H225V63H223V65L221 64ZM47 63H49L48 65H47ZM56 63V64H55ZM58 63V64H57ZM65 63V65H63ZM148 65H147V64ZM232 63H234V64H236V66L235 65H233ZM41 64H42V66H41ZM54 64V65H53ZM68 64V65H67ZM146 64V65H145ZM155 64H158V63H155ZM158 64V65H159ZM171 64V65H170ZM222 66H221V65ZM244 64H245V66H244ZM167 65V64H166ZM176 65L174 64V67H176ZM217 65V66H216ZM239 65H241L242 66V68H241V66L239 67ZM62 66H64V67H62ZM145 66H147V67H145ZM246 66H247V68H246ZM53 67H55V68H53ZM127 67H128V70H127ZM144 67V68H143ZM151 67H152V65H151ZM151 67L147 70V72L151 69ZM173 67V68H174ZM180 67H182V65H180ZM202 67V68H201ZM204 67V68H203ZM217 67V68H216ZM219 67V68H218ZM153 68V67H152ZM170 68V67H169ZM235 68H236V70H235ZM65 69V70H64ZM131 69V70H130ZM145 69V70H144ZM64 70V71H63ZM119 70V69H118ZM124 70H127V71H124ZM138 70V69H137ZM142 70H144L143 72H142ZM122 71H124V72H122ZM133 71H134V69H133ZM136 71V70H135ZM143 73H141V72ZM198 71V72H197ZM141 74H140V73ZM136 74V76H135V74ZM137 73H139L138 75H137ZM193 73H194V75H195V77L193 76ZM198 73V74H197ZM133 74V76L131 77V75ZM145 74H148V73H145ZM175 75H176V73H174ZM216 74H218V75H216ZM258 74V73H257ZM181 75H183L184 77H185V79H186V81H185V79L183 80V76H181ZM192 75V76H191ZM198 75V76H197ZM247 75V74H246ZM259 76H260V74H258ZM144 76V75H143ZM174 76V75H173ZM180 76V77H179ZM200 76V77H199ZM214 76V78H212ZM215 76H217V77H215ZM219 76V77H218ZM221 76V77H220ZM226 76V77H227ZM258 76V77H259ZM130 77L132 78V80L134 81H132L131 79H130ZM134 77L136 78L135 80H134ZM139 77V78H138ZM150 77V76H149ZM226 77H224V79H226ZM230 77H229V81H230V83H229V81H228V83H229V86H227V89L229 88V90L230 91H233V90H235V88H233L234 86H236L233 82H232V80H230ZM127 78V79H126ZM137 78H138V80H144L145 81V85H147V86H145L144 85V87H140V86H142L143 84H144V81L143 82H139L138 83V80H137ZM178 79V81H177V79ZM182 78V79H181ZM200 78V79H199ZM210 78V79H209ZM211 78H212V80H211ZM216 78V79H215ZM260 78H261V76H260ZM129 79V80H128ZM189 79V80H188ZM197 81H196V80ZM199 79V80H198ZM202 79V80H201ZM206 79V80H205ZM208 79L210 80V81H208ZM219 79V80H220ZM259 79V78H258ZM128 80V81H127ZM193 80V81H192ZM205 80V81H204ZM122 81V82H123ZM159 81H162V80H159ZM183 81V82H182ZM190 81V82H189ZM192 81V82H191ZM196 81V82H195ZM199 81V82H198ZM201 81V82H200ZM215 81V82H216ZM146 82H148V83H146ZM211 82V83H212ZM140 84V86L138 85V84ZM171 83H173V85L171 84ZM205 83V84H204ZM207 83V84H208ZM210 83V84H211ZM240 83V82H239ZM162 84H163V82H162ZM193 84V85H192ZM200 84V85H199ZM209 84V85H210ZM231 84H233V85H231ZM237 84V83H236ZM122 85V84H121ZM124 84H123V88L125 89V87H126V89H125V91L127 90V86H125ZM152 85H153V83H152ZM155 85V84H154ZM153 85V86H154ZM156 85H160V84H156ZM202 85V86H201ZM258 85H260V84H258ZM136 86V87H137ZM153 86L151 87V88H153ZM161 86H160V88H161ZM166 86H168V87H166ZM175 86V87H174ZM192 86H193V88H192ZM198 86V87H197ZM135 87V88H136ZM138 87H137V89H138ZM154 87H156V86H154ZM208 87V86H207ZM210 87V86H209ZM209 87H208V90L207 91H209ZM262 90H260L261 91V94H262V92H263V98L261 99V96L257 99L258 101V103H256V105L255 106H253V108L252 109H250L249 108V111H246V110H244L243 109V111H244V113H242L241 111H239V110H241V107H239L238 106V108H237V110L235 109V107L233 108V107H230V110L229 109H227V110H229V115H228V111L226 112V110L225 111H223V113L224 114H226V115H228V116H226V115H224L223 113H220L219 115L221 116H216V117H218L217 119V121H218V123H219V121H220V123H222L221 122V120H225L226 122H224V123H222V125L224 124V127H227V131L225 132H223V135H222V132H220V134H219V132L217 131V129H216V131H217V133L219 134L218 135V137L221 139V142H223V143H221L220 142V140H219V142H220V144H219V146L215 149V150H217V152H219L220 150H221V148L223 149V147H221V146H223V145H221V144H224L225 142H228V141H230L231 139H233L234 138V136L236 135V134H238V133H235V132H237L239 129H243V127H245L246 125L245 124H248L249 122H251L250 124H253V125H251V127H250V129L249 130H252L251 132H250V134H249V138L247 137V139H245L246 141H248L247 143H251L252 141H251V138H253V139H255L253 142H256V144H257V142H258V140L259 141H261L262 140V138H259V137H263L264 135V129L262 130V127L264 128V119H262V118H264L263 117V114H264V84H261L260 86H259ZM263 87V88H262ZM122 87H121V89H123ZM165 88V89H164ZM166 88H168L167 89V91H166ZM174 88V89H173ZM181 88H182V91H181ZM191 88V89H190ZM140 89H138L137 91L135 90V89H132L133 91L132 92H130L131 93V95L129 94L128 95V99H129V102H131V104H133L134 106L136 105V106H143V105H140V103L139 102H142V103H144L143 101H141V99L143 100L144 99V101H145V98H146V96H145V91L143 92H141V93H139V90ZM173 91H172V90ZM140 90V91H141ZM151 90V89H150ZM153 90V89H152ZM161 90V89H160ZM188 90H191V91H188ZM200 90V95H199V92L198 91ZM229 90H227V91H229ZM124 91V90H123ZM229 91V92H230ZM161 92V91H160ZM142 93H145L144 94V98H140V94H142ZM177 93H179L178 95H177ZM143 95V94H142ZM175 97H174V96ZM202 95V96H201ZM205 95V94H204ZM181 96V95H180ZM179 96V97H180ZM182 96H184V98H185V94H182ZM196 96V97H195ZM143 97V96H142ZM168 97V98H167ZM177 98L176 100L175 99H173V98ZM186 98V99H187ZM190 98V99H189ZM193 98H194V100H193ZM196 98V99H195ZM165 99V98H164ZM171 99V100H170ZM173 99V100H172ZM166 100L164 101V100H161L162 101V105H163V103H165L166 102ZM180 100V101H179ZM178 101H179V104L180 105H183L182 104V101H181V98L179 99ZM160 101V102H161ZM164 101V102H163ZM199 101V102H198ZM262 103H261V102ZM181 102V103H180ZM186 100H185V102L183 101V103H185L186 104ZM191 102H187V104L186 105H188V104H190ZM259 102L262 104V106L261 107H263V111H261V107H259L258 106V104H259ZM141 103V104H142ZM178 103V102H177ZM161 104V103H160ZM159 104V105H160ZM167 104V103H166ZM170 104H172V106L170 105ZM178 104V105H179ZM184 104V105H185ZM192 104H194V102L192 103ZM260 104V105H261ZM183 105V106H184ZM185 105V106H186ZM145 106V105H144ZM164 106H165V104L161 107L162 108V115H161V110H160V113H157V117H158V114H160V117H158V118H156V120H157V123L158 124H156L155 122H156V120L154 119L153 120V122L151 123L149 120H147V122H145V125H142V124H144L143 122L145 121V119H144V121H141V120H143L142 118V114H140V113H136V116L134 115L133 117V119L132 120H134V122L133 121H131L130 123L132 124H129V123H127L128 125H129V127H125L124 125L123 126H121V128H122V130H121V128L120 129H118V132H116L117 134H118V138L119 139H121V142H123L122 140H124V139H126L125 138V136L127 137V135H125L126 133H127V131H128V128L130 129L129 131H128V136L129 137H127V139L129 138L130 140L128 141V142H131V140H133V138L134 137H132L131 138V135L133 136L134 135V133H142V135H150V132H151V130H149V128H150V126H151V124H152V126L154 125V124H156V125H160V119H161V117H162V122H161V125H164L163 123H166V124H171L174 120L176 121V119L177 118H175V117H177L178 116V111H180V114H181V112L183 113L184 111H181V109H182V107L180 106V110H178V111H173V112H175L174 113V115H170L169 114V111H168V113L166 112V109L164 108ZM168 106H169V109H168ZM235 106H237V105H235ZM173 107V108H172ZM176 107H178V108H176ZM188 107H189V105H188ZM257 107V108H256ZM259 107V108H258ZM184 108V107H183ZM185 109H186V107H185ZM185 109H182V110H185ZM231 109H233V110H235V111H233V110H231ZM255 109H257V110H255ZM165 110V111H164ZM248 110V109H247ZM246 111V112H245ZM261 111V112H260ZM173 112L171 113V114H173ZM210 112V113H209ZM208 113L209 114H211L212 116H213V114H215V112H213V114L211 113L212 111H209ZM222 112V111H221ZM166 113L167 114H169L170 116L168 117L167 116V118H172V119H169V121H168V119L167 118H165V119H163L164 117H166V116H164V115H166ZM201 113V112H200ZM207 113V114H208ZM259 113H260V115L261 116H259L258 117V115H259ZM140 116H139V115ZM176 114V115H175ZM202 115H203V112L201 113ZM235 114H237V115H239L238 117V120H237V116L235 115ZM252 114V115H251ZM258 114V115H257ZM145 115V114H144ZM156 115V114H155ZM198 115L197 116V120L198 121H200L199 123L201 124V123H203L205 120H204V118H206L207 119V116H205V115ZM210 115V116H211ZM242 115V116H241ZM244 115H245V120L244 121H242L244 118H242V117H244ZM199 116L200 117H204L203 119L202 118H200L199 119ZM209 115H208V118H211ZM256 116V117H255ZM136 117H137V119H136ZM156 117V116H155ZM155 117H153V118H155ZM219 117H220V119L221 120H219ZM229 117V118H228ZM249 117V118H248ZM231 118H234V119H231ZM236 118V119H235ZM242 118V119H241ZM202 119V120H201ZM247 119V120H246ZM254 120V122H252V121H249V120ZM256 119V120H255ZM204 120V121H203ZM155 121V122H154ZM159 121V122H158ZM170 121H172V122H170ZM174 121V122H175ZM198 121H196L195 123L194 122H186V123H184V126L185 125H187V126H189L190 128H191V126H193V128H191L192 130L193 129H195V127L197 126V128L196 129H198V126L200 125L199 123H198ZM230 121V122H229ZM235 121V122H234ZM246 121H249L248 123H246ZM260 121H262V122H260ZM205 122H207V120L205 121ZM238 122V123H237ZM241 122V123H240ZM243 122H244V124H243ZM257 122V123H256ZM260 122V123H259ZM197 123V124H196ZM209 123V119H208V122L207 123H205V124H208ZM211 123V122H210ZM215 123H217V122H215ZM218 123H217V125H218ZM220 123H219V125H220ZM227 123V124H226ZM230 123V124H229ZM262 123V124H261ZM124 124V123H123ZM126 124V125H127ZM190 124V125H189ZM193 124V125H192ZM213 124V123H212ZM241 124H243V127H241L242 125ZM250 124H248V125H250ZM122 125V124H121ZM194 125H196V126H194ZM214 125V124H213ZM216 125V124H215ZM226 125V126H225ZM239 125H240V127H239ZM151 126V127H152ZM186 126V127H187ZM202 126V125H201ZM209 126H210V124H209ZM253 126V127H252ZM138 127V128H137ZM188 127V128H189ZM211 127V126H210ZM247 127V126H246ZM254 127H256V128H254ZM259 127V128H258ZM212 128H214V126L212 127ZM211 128V129H212ZM239 128V129H238ZM249 127H247L246 129H248ZM125 129H127L126 130V132H125ZM151 129V128H150ZM195 129V130H196ZM210 129V128H209ZM210 129V133L211 134H213V135H216L215 133H216V131L215 130H211ZM246 129H243V130H245V133H246ZM138 130V131H137ZM142 130V131H141ZM248 130V131H249ZM120 131H121V135H120ZM202 131V130H201ZM207 131H208V129H207ZM206 130H203L202 132H205V134H207L208 132H207ZM215 131V133H213ZM148 132V134H146ZM227 132H230L229 134L227 133ZM253 132V133H252ZM125 133V134H124ZM138 133V134H139ZM140 133V134H141ZM144 133V134H143ZM209 133V134H210ZM229 135V136H227V134ZM249 133V132H248ZM210 134V135H211ZM234 134V135H233ZM144 135V136H145ZM202 135H204V133L203 134H201V137H203ZM210 135H208V137L210 136ZM220 135H221V137L223 138H221L220 137ZM230 135L232 136L231 138H229L230 140H227L228 139V137H230ZM120 136V137H119ZM134 136H136V135H134ZM204 137H205V135H204ZM207 136H206V138H208ZM237 137V136H236ZM224 138H225V140H224ZM257 138V139H256ZM118 139V140H119ZM209 139V140H208ZM208 139H205L204 140V144L206 143L207 144V142L208 141H210V137L208 138ZM252 139V140H253ZM207 140V142H205ZM227 140V141H226ZM235 140V139H234ZM251 141V142H250ZM179 146H182L181 144H180V142H176ZM176 144V146H175V142H174V145H173V147L174 148H177V150L176 149H174L173 148V151L171 150V148H168L169 149V154H170V158H161L160 160H159V158H154V153H152L151 154V156H153V157H150V158H144V162L142 163L143 164V167H140L141 169H139V170H136L137 171V173H136V179H134V181L135 180H137V182L135 181V183H136V186H135V188L133 189V190H131V191H126V192H130L129 194L128 193H121V194H123L124 196H118V199H117V201L119 200V199H122V200H119L118 201V203L116 204L115 203V205L114 204H109V206H107V204H104L103 206H102V209H105V217L107 218V220H108V222L105 220V218H104V222H106V223H104L103 225H101V227H100V225H99V228H97L94 232H93V234L94 233H96V234H94V236H92L94 239H95V236H96V240L93 242V240H92V238H91V235L92 234H90V233H92V232H90L89 231V233H88V231H87V233L90 235V236H88V234H87V236L85 237V239H87L86 241L87 242H89L88 244H86L85 246H84V248L85 247H88L87 249H85V252H84V254H83V251L84 250H82V252H81V254H83L82 256H81V254H80V258L79 259H82V260H84L85 259V263L87 264V262H88V264H130V260H132L133 262V264H134V260L132 259V258H130V254H135L136 255V249L138 250V248H139V244H137V241L136 240H134V238L135 239H137L138 238V236H137V234H136V232L134 231V230H132V233L133 232H135V234L133 233L132 234V236L133 237H130L129 239L130 240H126V238L128 237L127 235L126 236H124L126 233H128V232H126L127 231V223H130V221H131V223H132V221H133V223H134V225H138L139 223H143L142 225H144L145 223L144 222H142V221H145L144 219L143 220H139V219H141V218H137L136 217V219H137V223L135 222L136 220L134 219V216H133V218L131 217V212L134 210V208H135V212H136V215L138 214L139 216H141L142 217V215H144L145 217H146V215H147V220L149 219L150 220V218H151V220H153V219H155L154 221H155V223L159 226L158 228H160L161 226H160V224H161V218L164 216L165 217V219L166 218H172V216L176 219V217L175 216H181V218L183 219H185V217H187V218H189V216L188 215H184V213L185 214H187L186 213V208L185 207H187V205H189V206H194V207H196L195 209H196V211H195V216H193V217H191V222L193 223V226L192 227H194L195 228V231L193 232L192 230H191V227H189V229H187V230H189V231H191V232H193V233H190L189 234V231L187 232L186 231V234L185 233H183L182 231V233L180 234V238H183V240L185 241L184 243H183V245L182 244H180V246L178 245V246H176L175 244H173L174 246H176V247H174L173 248V246H172V249L173 250H171V253H172V255L170 254L169 256H168V254H169V252H168V254L166 255V256H168V257H165V256H163V257H161L162 258V260H161V258H160V260L158 259V263H156V264H227V263H229V264H264V217L263 216H260V215H258L259 217H262V218H259V217H255V218H253L254 216H250V215H247V216H250V217H247L246 215H245V213H243V211H242V208H243V206H246L247 205V203L249 202V198H253V196H254V194H255V198H259V200L261 199L262 200V198L264 199V188H262V186H260L261 185V183L263 182V180H264V169H263V167H264V148L263 147H259L258 149L259 150H262V151H259L258 149H256V150H258V152H260V156H262V157H259V158H253L254 159V161H253V164L254 165H251L250 166V170H251V172L249 171H247L245 174H246V176H245V174H239V173H236V176H234L233 175V171H231L230 169H228V168H226V165H227V167H229V165H230V161L232 160V158H230V157H227V156H229L228 154H227V152L225 153V152H223V151H220L219 153H220V155H222V152H223V155L224 154H227L226 155V158H225V155L224 156H219V157H222V159L220 158L219 159V161H217V162H220V160H221V162H220V164L218 163V164H213V162L214 161H216V159H218V158H215V155L217 154L216 153V151L215 150H213V147H212V149H210V151L209 150H207V149H209V145H210V142L208 143V146L207 145H205V147H204V145L202 146V147H204V148H201V146H200V144H199V141L196 143L198 146H196V150H197V152H198V154L196 153V156H194L193 158H196V166H197V164H198V166H200L201 168H204V169H201L200 171H202V172H199V174H198V179H200V181L201 180H205L206 182H209V180H212L211 182H209L210 184H216V187H215V184H214V187L215 188H213L214 190H213V192H212V190H210V188H207V187H203V186H199V185H196V187H191V188H189V190H186V191H184V190H181L180 188H176V182H175V180L177 181V179H178V177H179V174H177L176 172H175V174H174V171H173V173L171 174V169H170V166L168 165V164H170L169 162L171 161V163H175L176 161H179L178 160V158L177 157H180L181 156V154L185 151V149H180V147H178V145ZM256 144H255V146H254V144H253V148H255L256 147ZM258 144H259V142H258ZM166 146L168 145V144H165ZM221 145V146H220ZM211 146V145H210ZM245 146L247 147V148H250V149H248V151L250 152L251 150H252V143H251V145L249 144V146H248V144L246 145L245 144ZM259 146V145H258ZM167 147H169V145L167 146ZM208 147V148H207ZM219 147H221V148H219ZM179 148V149H178ZM201 148V149H200ZM207 148V149H206ZM215 148V147H214ZM263 148V149H262ZM204 149H206V150H204ZM220 149V150H219ZM175 150V151H174ZM180 150V151H179ZM205 151H206V153H205ZM212 151V152H211ZM171 152V153H170ZM175 152H177V153H175ZM201 152V153H200ZM203 152V153H202ZM215 155H214V154ZM218 153V154H219ZM253 153L254 154H256V152H254L253 151ZM203 154H204V157H203ZM205 154H206V156H205ZM200 155H202V156H200ZM214 157V160H213V157ZM216 156H218V155H216ZM211 157H212V159H211ZM207 158V159H206ZM229 158V159H228ZM261 158V159H260ZM158 159V160H157ZM211 161H210V160ZM228 159V160H227ZM70 160H72L71 158H70ZM209 160V161H208ZM223 161V162H222ZM68 163H71V161L69 162V159H68V161H67ZM191 162V163H190ZM195 161L193 160L192 161V159L190 158V160H189V165H193V164H195L194 163ZM258 162V163H257ZM206 163V164H205ZM223 163V164H222ZM74 163H72L71 165L70 164H68V165H70V168H73L74 166H75V164L73 165ZM205 164V165H204ZM209 164H210V166H213V167H209ZM73 165V166H72ZM204 165V166H203ZM258 166V168H257V166ZM169 166V167H168ZM218 166V167H217ZM221 168H220V167ZM225 166V167H224ZM256 166V167H255ZM176 167H178V166H176ZM254 167V168H253ZM207 168L208 169H210L209 171L210 172H207L208 170H207ZM222 168H223V170L225 171H223L222 170ZM253 168V169H252ZM256 168V170H254ZM213 169H215L216 170V172H215V170H213ZM220 169V170H219ZM230 170V171H228V170ZM169 170V171H168ZM205 170H206V172H205ZM213 170V171H212ZM212 171V172H211ZM227 171V172H226ZM256 171V172H255ZM257 171H258V173H257ZM203 172H205V173H203ZM228 172L230 173V174H228ZM147 173H149L148 175H147ZM150 173L152 174V175H150ZM164 173V174H163ZM168 173V174H167ZM200 173L202 174L203 173V175H201V177L199 176L200 175ZM210 174L211 176H213V174H214V176L211 178V176H209V175H206V174ZM247 173H249L251 176H249V174H247ZM256 174V176L254 177V175ZM260 173V174H259ZM218 174V175H217ZM221 176H220V175ZM232 174V175H231ZM238 174V175H237ZM261 174H262V176H261ZM161 175L163 176H166V178H169L168 180H170L171 182H172V184L173 185H166V184H163L164 182H163V180H162V177H161ZM177 175V176H176ZM204 175H205V177H204ZM223 175V176H222ZM230 175H231V177H230ZM260 177H259V176ZM149 176V177H148ZM170 176V177H169ZM176 176V177H175ZM258 176V178H256ZM158 177V178H157ZM202 177H204L203 179H202ZM207 177V178H206ZM211 179H210V178ZM263 178V179H262ZM155 179V180H154ZM159 179V180H158ZM172 179V180H171ZM197 179V178H196ZM209 179V180H208ZM225 180V179H227V180H231V182L233 183V182H235V185L237 184V185H239V187H241L243 190H245L246 191V189H247V193L245 192V191H241V194L239 193L238 194V196H236L235 198H233V200L236 202H234L233 200L231 201V203L229 204L228 203V207L230 208V210L228 211V209L229 208H227V206L226 207H224L223 209H221V211H219V210H216L215 208H213L214 206H215V204H214V197L212 196V194L211 193H214V194H216V196H217V198L219 199V200H224V198H225V193L223 194V192L224 191H222L221 189H220V185H218V181H222V180ZM254 179H255V181H254ZM257 179V180H256ZM202 181V182H205V181ZM260 180V181H259ZM158 181H160V184H159V186L157 185V183H158ZM197 181V180H196ZM199 181V182H200ZM220 181V182H221ZM257 181H258V183H257ZM262 181V182H261ZM154 182V183H153ZM157 182V183H156ZM198 182V183H199ZM220 182H219V184H220ZM237 182V183H236ZM156 183V185H154ZM209 183H207V184H209ZM238 183H240V184H238ZM245 183V184H244ZM141 184V185H140ZM212 184V185H213ZM244 186H243V185ZM140 185V186H139ZM151 185V186H150ZM175 185V186H174ZM240 185H242V186H240ZM139 186V187H138ZM141 186L143 187V189L141 188ZM158 186V187H157ZM172 186V187H171ZM138 188V189H137ZM140 188V189H139ZM151 188V189H150ZM155 188V189H154ZM219 188V189H218ZM245 188V189H244ZM250 188H251V190H250ZM254 188V189H253ZM143 190V192H147L148 193V195H147V193H145L146 194V196H148V197H146L145 196V198L147 199H145L144 200V197H141V196H144V194L142 195L141 193H142V190ZM172 189V190H171ZM180 189V190H179ZM145 190V191H144ZM149 192H148V191ZM221 190V191H220ZM133 191V192H132ZM183 191V192H182ZM211 191V192H210ZM251 191V192H250ZM132 192V193H131ZM220 192V193H219ZM246 194H245V193ZM253 192H254V194H253ZM167 193H169V194H167ZM248 193H250V194H248ZM260 193V196L258 195ZM120 194V195H121ZM22 195H25V193L24 194H22ZM38 195V194H37ZM59 195V194H58ZM57 194H54V196L53 197H55V199H57V198H59L60 200L62 199V196H61V198H60V196H58ZM151 195V196H150ZM211 195V196H210ZM222 195V196H221ZM243 195V196H242ZM253 195V196H252ZM40 196V195H39ZM39 196H37L38 198H39ZM58 196V197H57ZM246 196V197H245ZM251 196V197H250ZM257 196V197H256ZM262 196V197H261ZM42 197V196H41ZM41 197H40V199H41ZM50 198H51V196H49ZM119 197H121V198H119ZM132 197H134V198H132ZM224 197V198H223ZM37 198V199H38ZM143 198V199H142ZM212 198V199H211ZM237 198V199H236ZM123 199H125V200H123ZM131 199V200H130ZM151 199V200H150ZM245 199V200H244ZM132 200H134L132 203H134L135 202V200H136V202L134 203V204H132V203H129V202H131ZM145 201L144 202V204H143V202L142 201ZM261 200H260V202H261ZM42 201V200H41ZM116 201V202H117ZM125 201V202H124ZM129 201V202H128ZM149 201V202H148ZM211 201H213V202H211ZM244 203H243V202ZM263 202H261V204L262 205H258V206H261V207H259L260 209L262 208V210H264V200H262ZM42 202H44V200L42 201ZM46 202V201H45ZM44 202V203H45ZM120 202V203H119ZM137 202H138V204H137ZM139 202H142V204L141 203H139ZM241 202L243 203V205L241 204ZM152 203V204H151ZM190 203H191V205H190ZM43 204V203H42ZM41 204V206H43ZM47 203H45V205H46ZM130 204V205H129ZM133 206H132V205ZM135 204H137V206L135 205ZM184 204V205H183ZM187 204V205H186ZM214 204V205H213ZM44 205V206H45ZM48 205V204H47ZM46 205V206H47ZM241 205V206H240ZM105 206V207H104ZM141 206H143V207H141ZM184 206V207H183ZM209 206H212V208H213V210H215L214 212H213V214H212V216H214L213 218H212V216H210V217H206L207 216V214H211L212 212H211V207H209ZM106 207H108V208H106ZM119 207V208H118ZM130 207H131V209H130ZM133 207V208H132ZM141 207V208H140ZM148 207V208H147ZM183 207V208H182ZM207 207H209V208H207ZM242 207V208H241ZM43 208V207H42ZM57 208H59L60 209V207L59 206H57L56 207V209L55 210H57V211H59V209H57ZM206 210H205V209ZM241 208V209H240ZM9 209L10 208H8V207H4L3 208V215H6V216H8L9 215ZM155 209V210H154ZM227 209V210H226ZM240 209V210H239ZM55 210H54V212H55ZM131 210V211H130ZM212 210V211H213ZM56 211V215H58V212ZM108 211V212H107ZM112 211V212H111ZM140 211V212H139ZM145 211V212H144ZM227 211H228V213H227ZM241 211V212H240ZM135 212H133L132 213V215H135L134 213ZM211 212V213H210ZM22 213V216H20V213H18L17 215H19L18 216V219H26V218H29L28 217V215H29V213L28 212H26V211H22L21 212ZM24 213H26L25 215H23ZM53 213V212H52ZM238 213V214H237ZM54 214V213H53ZM204 214V215H203ZM55 215V216H56ZM159 215V216H158ZM160 215H161V217H160ZM163 215V216H162ZM30 216V215H29ZM52 216H54V215H52ZM51 216V219L52 218H55V217H52ZM108 216V217H107ZM183 216V217H182ZM185 216V217H184ZM237 216V217H236ZM242 216V217H241ZM243 216H245V218L243 217ZM131 218V220H129L130 218ZM149 217V218H148ZM238 217H240V218H238ZM126 218H127V220H129V222L126 220ZM179 218V217H178ZM186 218V219H187ZM210 218H212L213 220H214V222L216 223V225L218 224V232H217V234L216 235H212L213 234V230L212 229H210V227H208L207 225H206V221L209 219L210 220ZM215 218V219H214ZM241 218H243L242 219V221H245L244 223H240V221H241ZM248 218V219H247ZM46 219V218H45ZM44 219V220H45ZM50 218L48 219H46L47 220V223H48V220H51ZM124 219H125V221H124ZM157 219V220H156ZM183 219V220H184ZM258 219V220H257ZM54 220V219H53ZM110 220V221H109ZM146 220V221H147ZM163 221H164V219H162ZM206 220V221H205ZM216 220V221H215ZM139 221H141V222H139ZM6 222V225H5V227H4V229L6 230L7 229V227H9V224H8V221H5ZM51 222H52V220H51ZM50 222V223H51ZM111 222V223H110ZM122 222H124V223H126V226H125V224L124 225H122ZM211 221H209L208 223L209 224H211L212 225V222L210 223ZM240 224H239V223ZM108 223V224H107ZM130 223V224H131ZM136 223V224H135ZM191 223V224H192ZM107 224V225H106ZM122 226V228H120V225ZM246 224H248V225H246ZM134 225H132V227L134 226ZM140 225V224H139ZM238 225V226H237ZM258 225V226H257ZM125 226V227H124ZM191 226V225H190ZM246 226V227H245ZM209 228V230H208V228ZM240 227V228H239ZM10 228V227H9ZM9 228H8V230H9ZM238 228H239V231H238ZM135 229V228H134ZM66 230V228L65 229H63V231L64 232H67V230ZM252 230V231H251ZM69 231V230H68ZM119 231V232H118ZM121 231V232H120ZM138 231V230H137ZM225 231V232H224ZM123 232H126L125 234H123ZM207 232H208V235L209 236H206V234H207ZM210 232H212V233H210ZM122 233V234H121ZM229 235H228V234ZM234 233V234H233ZM8 234V235H7ZM7 234H4V236L5 237H9V235H11V234H9V232L7 233ZM65 234V233H64ZM68 234H69V232H68ZM68 234H67V236H68ZM211 234V235H210ZM214 234H215V232H214ZM134 235H135V237H134ZM187 235V236H186ZM195 235V236H194ZM222 235V236H221ZM248 235V236H247ZM252 236V237H251ZM90 237V238H89ZM117 237H120V240L118 241V238ZM123 237H124V239H123ZM211 237H213V238H211ZM222 239H221V238ZM3 238V237H2ZM12 238V237H11ZM114 238L116 239L117 238V240L115 241L114 240ZM179 238V237H178ZM4 239V238H3ZM250 239V240H249ZM252 239V240H251ZM5 240V239H4ZM8 240V239H7ZM53 240V239H52ZM90 240H92V242H90ZM122 240H123V242H127V243H129V244H127L126 242V244L128 245V246H130L131 244H132V246L131 247H133L135 244V246H137L136 248H134V250L133 249H131V247H128L129 249H127L126 248V245L122 242ZM125 240V241H124ZM209 240V241H208ZM11 241V240H10ZM15 241V240H14ZM13 241V242H14ZM136 241V242H135ZM194 241V242H193ZM222 241V242H221ZM116 242H122L121 243V246H122V244H123V247H122V250H127V251H129L130 250V252L129 253H124L123 251H118V252H116L117 250H116V248H121V247H117V245H116ZM208 242V243H207ZM115 243V244H114ZM131 243V244H130ZM139 243V242H138ZM91 244H93L94 246H92L91 245V247H89ZM225 244V245H224ZM87 245H89V246H87ZM116 245V246H115ZM118 245H120V244H118ZM125 245V246H124ZM223 245V247H222V249H221V246ZM182 246V247H181ZM218 246H220V248H217ZM93 247H94V250H93ZM141 247V246H140ZM187 247V248H186ZM235 247V248H234ZM89 248H92L91 250H93L92 252L89 250ZM185 248V249H184ZM225 248V250L227 251H229V253L228 254H230V256H227V260L225 259L226 258V256L223 254L222 256H225V257H222L221 256V254L223 253V249ZM112 249H115L114 251L118 254V255H116V253L114 252V254L112 253L113 251H112ZM132 250V251H131ZM189 250H191V251H189ZM195 250V251H194ZM220 250H222V252L220 251ZM112 251V252H111ZM134 251V253H131V252H133ZM139 251V250H138ZM137 251V254H140L139 252ZM175 251V252H174ZM177 251V252H176ZM205 251V252H204ZM218 251H220L219 253H221V254H219L218 253ZM89 252V254H90V256H91V258H90V256H88L87 254H85V253H88ZM235 253V254H234ZM125 254V256H123ZM175 254V255H174ZM179 254V255H178ZM208 254V255H207ZM255 254V255H254ZM126 255H129V258H128V256H126ZM198 255V256H197ZM86 256V257H85ZM139 256V255H138ZM177 256V257H176ZM221 256V257H220ZM233 256V257H232ZM88 257H89V259H88ZM135 257H137V256H135ZM193 257H194V259H193ZM197 257V258H196ZM207 257V258H206ZM229 257V258H228ZM231 257V258H230ZM170 258V259H169ZM196 258V259H195ZM256 258V259H255ZM134 259H136V258H134ZM168 259V260H167ZM204 259V260H203ZM229 259H230V261H229ZM72 260V259H71ZM74 260V259H73ZM72 260V261H73ZM90 260V261H89ZM172 261V262H171ZM196 261V262H195ZM205 261V262H204ZM228 261V262H227ZM261 261V262H260ZM136 262V261H135ZM84 262H83V264H85ZM131 263V264H132ZM142 263V262H141ZM141 263H139L138 262V264H141ZM136 264V263H135Z\"/></svg>",
	"mask_w": 264,
	"mask_h": 264
}]
</instances>
